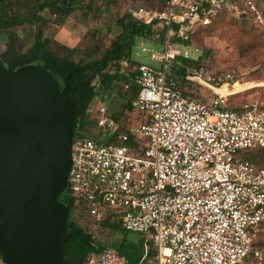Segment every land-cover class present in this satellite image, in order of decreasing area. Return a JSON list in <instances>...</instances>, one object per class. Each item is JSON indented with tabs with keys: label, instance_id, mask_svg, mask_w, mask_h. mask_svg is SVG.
<instances>
[{
	"label": "built area",
	"instance_id": "built-area-1",
	"mask_svg": "<svg viewBox=\"0 0 264 264\" xmlns=\"http://www.w3.org/2000/svg\"><path fill=\"white\" fill-rule=\"evenodd\" d=\"M221 12L264 19L259 0H167L163 9L130 8L162 39L142 44L153 62L140 61L134 75L139 91L132 104L147 114L139 124H124L97 95L100 137L72 141L69 196L77 211L146 233L136 264L151 250L149 264L264 262V101L231 105L237 92L216 90L231 73L188 68L187 79L216 92L209 100L187 94L171 73L180 58L193 56L175 33L188 36ZM82 264L131 263L105 243Z\"/></svg>",
	"mask_w": 264,
	"mask_h": 264
},
{
	"label": "water",
	"instance_id": "water-1",
	"mask_svg": "<svg viewBox=\"0 0 264 264\" xmlns=\"http://www.w3.org/2000/svg\"><path fill=\"white\" fill-rule=\"evenodd\" d=\"M245 17V14H242ZM69 77L40 63L9 68L0 56V252L7 264H63L60 199L72 164Z\"/></svg>",
	"mask_w": 264,
	"mask_h": 264
},
{
	"label": "rangeland",
	"instance_id": "rangeland-1",
	"mask_svg": "<svg viewBox=\"0 0 264 264\" xmlns=\"http://www.w3.org/2000/svg\"><path fill=\"white\" fill-rule=\"evenodd\" d=\"M12 1L14 8L25 11L32 9L38 0ZM78 1L80 6L70 15L62 18L56 17L49 8L41 10V14L48 20L44 26V35L51 39L49 49L61 56L70 55L75 61L100 58L115 38L116 20L124 14H130V8L137 4H151L160 7L163 2V0ZM89 3L90 5H88ZM259 3L264 15V0H259ZM215 21L214 24L202 27L200 30L198 27L193 29L194 32L198 31L192 35L188 44L191 54H193L191 57L197 58L198 62L197 64L192 63L188 68L204 65L214 73H231L233 77L229 79V83L216 88L217 91L226 94L237 92L229 96L231 105H238L255 99L264 101V19L256 21L249 16L241 17L230 12H221ZM37 28L38 24L31 22L3 28L1 33L4 35L0 36V52L7 47L8 36L5 34L6 31L12 30L17 37V45L25 50L33 43ZM154 33H156L155 28L150 38L140 37L137 39L133 49V58L138 60V63L144 60L153 62L141 50V47L142 44L151 45L157 41L161 42L162 39L153 37ZM156 45L160 47L159 44ZM179 46L182 47V45ZM179 61L183 63L182 58ZM137 64L134 65L133 70H136ZM98 78L99 75L93 79V82H96ZM177 80L180 82L179 78ZM182 86L186 91L200 99L209 100L216 95L214 90L197 81H191L190 84L185 82ZM99 101L96 95L90 103L88 111H92ZM108 101L107 104H110L111 111L121 109L120 105ZM146 114L144 110L133 106L131 109H126L125 114L118 116V118L124 124H139L144 120ZM96 128L99 126L97 125ZM72 214L75 220L85 223L83 219L78 218L77 213L73 211ZM86 216V225L95 238L115 246H120L121 242L126 239L129 243L127 252L137 257L143 256L146 233L112 227L109 222H104V219L96 220L88 214ZM149 263L150 257L141 262V264ZM0 264H5L1 253Z\"/></svg>",
	"mask_w": 264,
	"mask_h": 264
},
{
	"label": "trees",
	"instance_id": "trees-1",
	"mask_svg": "<svg viewBox=\"0 0 264 264\" xmlns=\"http://www.w3.org/2000/svg\"><path fill=\"white\" fill-rule=\"evenodd\" d=\"M148 5L163 9L167 5V0H163L160 7ZM78 6H80L78 0H38L32 9L22 11L20 8L13 7L12 0H0L1 37L4 35V33H1L3 28L27 22L38 24V28L34 33V41L25 50H22L17 45V37L12 30L5 32L8 36L7 47L0 52V56L7 66L16 68L26 63H40L56 76L62 87L65 86L69 77V93L73 100L72 141L77 135L100 137L101 130L96 128L98 125L96 109L92 112L88 111V107L96 95L101 96L102 102L107 105L110 113L116 117L125 114L126 109L133 107L132 100L139 91V86L134 80L136 70H133V67L138 63V60L133 58V49L138 38H150L154 29L152 23H145L135 19L131 14H124L116 20L114 27L115 38L111 46L104 51L100 58L75 61L70 55L61 56L49 49L48 46L51 39L44 35V26L48 20L41 14V10L49 8L56 17L62 18L70 15ZM207 26H201L198 30ZM197 31L187 37H181L175 33L174 38L175 40L188 43L192 35ZM182 60V64L174 63L172 65L171 73L180 79L181 88L187 94H191L182 85L185 82L190 84L192 81L186 78V73L188 66L192 63L197 64L198 59L189 57ZM97 75H99V78L96 82H93ZM127 82L130 83L129 87L125 85ZM106 96L107 98H104ZM107 100L113 102V104L120 105L121 109L119 111H111ZM60 199L69 206L68 220L64 225L63 231L59 234L60 243L64 250L63 264H82L90 252L103 248L105 243L101 240H96L94 234L85 225L87 216L82 211H77L75 199L69 196L68 189L60 195ZM73 211L74 213L77 211L78 218L83 219L85 223L75 220L72 214ZM103 221L109 222L112 227L123 228L120 220L111 221L107 217ZM116 247L120 252L127 255L131 264L138 263L142 258L127 252L129 243L126 239L121 242L120 246ZM154 253L151 250L148 254L149 257H153Z\"/></svg>",
	"mask_w": 264,
	"mask_h": 264
},
{
	"label": "bare ground",
	"instance_id": "bare-ground-1",
	"mask_svg": "<svg viewBox=\"0 0 264 264\" xmlns=\"http://www.w3.org/2000/svg\"><path fill=\"white\" fill-rule=\"evenodd\" d=\"M223 86V85H222Z\"/></svg>",
	"mask_w": 264,
	"mask_h": 264
}]
</instances>
